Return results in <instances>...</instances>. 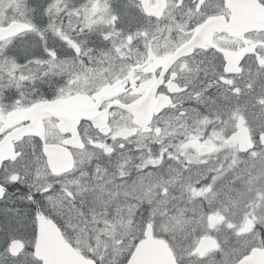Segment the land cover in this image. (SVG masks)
<instances>
[{
	"label": "snow or ice",
	"instance_id": "obj_1",
	"mask_svg": "<svg viewBox=\"0 0 264 264\" xmlns=\"http://www.w3.org/2000/svg\"><path fill=\"white\" fill-rule=\"evenodd\" d=\"M0 203V264H264V0H0Z\"/></svg>",
	"mask_w": 264,
	"mask_h": 264
},
{
	"label": "rangeland",
	"instance_id": "obj_2",
	"mask_svg": "<svg viewBox=\"0 0 264 264\" xmlns=\"http://www.w3.org/2000/svg\"><path fill=\"white\" fill-rule=\"evenodd\" d=\"M4 206H5V204L0 203V207H4ZM8 206H12V205H8ZM16 207H27V205L24 204L23 202H20V203L16 204Z\"/></svg>",
	"mask_w": 264,
	"mask_h": 264
},
{
	"label": "bare ground",
	"instance_id": "obj_3",
	"mask_svg": "<svg viewBox=\"0 0 264 264\" xmlns=\"http://www.w3.org/2000/svg\"><path fill=\"white\" fill-rule=\"evenodd\" d=\"M16 206V205H15Z\"/></svg>",
	"mask_w": 264,
	"mask_h": 264
}]
</instances>
